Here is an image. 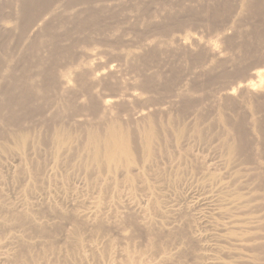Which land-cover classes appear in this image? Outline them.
Returning a JSON list of instances; mask_svg holds the SVG:
<instances>
[{
	"label": "rangeland",
	"instance_id": "rangeland-1",
	"mask_svg": "<svg viewBox=\"0 0 264 264\" xmlns=\"http://www.w3.org/2000/svg\"><path fill=\"white\" fill-rule=\"evenodd\" d=\"M37 1L0 0V264H264V0Z\"/></svg>",
	"mask_w": 264,
	"mask_h": 264
},
{
	"label": "bare ground",
	"instance_id": "bare-ground-1",
	"mask_svg": "<svg viewBox=\"0 0 264 264\" xmlns=\"http://www.w3.org/2000/svg\"><path fill=\"white\" fill-rule=\"evenodd\" d=\"M39 1L37 0H21V9L22 11L26 8L32 9L35 8L38 5ZM42 19H38L35 21L31 26H30V32L38 29L40 27V21ZM10 103V102H9ZM107 103V102H106ZM109 106L110 104H105L104 108L109 111ZM89 140L88 143H91L95 147L99 146L100 143V138H103V147H104V155L107 159L108 162L110 163H115L120 156H129L130 155V145H129V140H128V134L127 132L121 128V127H109L108 131L104 135H100L97 132H90L88 134ZM154 138V133L151 129H149L147 133V139H153ZM234 147L230 146L229 151L232 152L234 151ZM93 159L96 161V157L93 156ZM225 198L229 196V200L233 201L235 200L234 195L225 193L224 194ZM207 201L211 202L210 197L207 198ZM84 217L87 216L88 214H83ZM24 218L27 219V216H24ZM18 221H22V217H17L16 218ZM23 256V255H22Z\"/></svg>",
	"mask_w": 264,
	"mask_h": 264
}]
</instances>
